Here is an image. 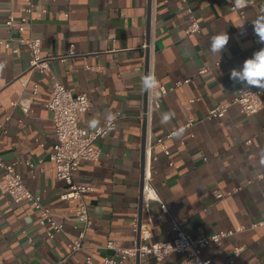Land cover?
I'll use <instances>...</instances> for the list:
<instances>
[{"label":"crops","instance_id":"obj_1","mask_svg":"<svg viewBox=\"0 0 264 264\" xmlns=\"http://www.w3.org/2000/svg\"><path fill=\"white\" fill-rule=\"evenodd\" d=\"M249 1L241 18L231 0H187L184 7L179 0H0V37L18 47L12 52L0 45V155L14 162L27 187L63 224L49 237L28 200L14 201L0 189V264H102L115 256L108 240L123 247L139 243L135 224H150L147 242L171 239L172 218L194 236L233 231L204 247L212 264H264V225L253 224L264 220V107L246 115L230 102L243 87L230 71L256 52L252 23L264 16V0ZM22 15L28 20L20 33ZM192 17L200 28L187 33ZM219 32L229 35L220 57L208 50ZM28 36L40 39L41 55L59 56L42 73L29 70L22 42ZM150 72L159 86L147 91L144 111L142 77ZM54 80L88 95L90 106L80 120L88 131L115 119L113 129L96 140L99 160H84L73 173L92 188L84 194L92 224L77 251L71 247L78 201L60 197L64 182L48 154L57 140L47 106ZM18 99H28L27 111L15 104ZM227 102L223 116H208ZM166 113L174 115L164 124ZM189 119L195 121L180 129ZM144 169L168 207L161 215L160 202L141 194ZM2 174L0 167V179ZM236 247L241 250L234 256ZM114 264L188 263L185 253L173 252L161 260L130 255Z\"/></svg>","mask_w":264,"mask_h":264},{"label":"built area","instance_id":"obj_2","mask_svg":"<svg viewBox=\"0 0 264 264\" xmlns=\"http://www.w3.org/2000/svg\"><path fill=\"white\" fill-rule=\"evenodd\" d=\"M179 1L183 3V7L187 2V0ZM252 2L253 1L249 0H231L230 8L243 18L244 7ZM186 9L190 11V8L186 7ZM26 11L27 13L32 11L31 4L26 7ZM13 20L14 16L11 14L8 15L5 21L6 25L8 27L12 26ZM27 20V15L20 16V23L17 26L18 32L21 33L25 29ZM199 28L200 25L198 20L192 17L186 28V32H196ZM252 39L255 51L264 47V44L258 42V37L256 35H254ZM22 42L24 43V49L28 52L30 57L29 70H37L42 73L49 69V63L52 59L59 57L57 55H41V43L38 37H22ZM0 45L5 48H10L12 52H18V47L12 46L10 38L8 37H0ZM37 90L38 85L35 83L32 86V93H36ZM51 94L52 96L47 106L52 112V121L57 140L53 144V149L49 151L48 154L52 161V170L55 176L64 182L60 197L62 199H75L78 201L75 209L76 223L74 224L77 234L72 241L71 247V251H77L84 246L87 229L92 224L91 215L84 199V194L91 191L92 188L90 185L76 182L73 173L82 161L99 160L101 148L96 144V140L105 136L113 129L115 119L109 118L103 125H99L94 130L88 131L80 125L81 117L90 106L88 95L84 92L73 94L69 88L57 80L53 81ZM262 94H264V91L257 88L245 89L244 87H237L230 102L237 103L242 113L250 115L264 107ZM15 104H19L24 111L28 110V99H18L15 101ZM227 105L228 102L213 106L209 110L208 116H223ZM194 121L195 119H189L180 129L190 126ZM0 127H3L2 123H0ZM178 130H174L171 133L178 132ZM164 152L170 159L169 150L165 149ZM26 163L32 165L30 161H26ZM169 163L172 164V161L169 160ZM0 167L3 169V174L0 179L1 191L8 193L14 201L28 200L37 211L38 223L47 227V234L49 237L62 231V222L51 213L50 209L41 201L40 196L34 194L27 187L20 173L15 170L14 162H6L0 155ZM142 195L146 201L155 199L160 202V215L168 211L166 203L152 185L151 175L148 169H144L143 172ZM216 195L221 197L223 193L217 191ZM253 224L255 226L264 225V220ZM134 228L140 234L139 243L132 247H123L112 239L108 240L106 242V247L113 250L115 256L105 257L102 264H114L116 258L125 259L130 255L161 260L173 252L185 253L188 264H212L211 259L203 255L204 247L211 242L219 243L222 238L233 233L232 230H220L210 234L194 236L186 232L177 219L172 218L171 229L174 235L171 239L147 242L152 237L150 224L144 223L140 226L135 224ZM240 250V247L234 248V256L238 255ZM87 260H89V257H87ZM54 264H59V262Z\"/></svg>","mask_w":264,"mask_h":264},{"label":"clouds","instance_id":"obj_3","mask_svg":"<svg viewBox=\"0 0 264 264\" xmlns=\"http://www.w3.org/2000/svg\"><path fill=\"white\" fill-rule=\"evenodd\" d=\"M252 24L254 33L258 37V42L264 44V16L258 17ZM228 42L229 35L226 32H219L211 37L208 50L211 54L219 55L220 57ZM230 79L241 84L245 89L255 87L264 91V47L254 52L251 58L246 59L242 67L231 69ZM142 86L146 91L158 88L159 82L155 74L150 72L142 77ZM173 115L172 113L164 114L161 123H168ZM179 134V132L173 133L176 136ZM261 163H264V158H262Z\"/></svg>","mask_w":264,"mask_h":264},{"label":"water","instance_id":"obj_4","mask_svg":"<svg viewBox=\"0 0 264 264\" xmlns=\"http://www.w3.org/2000/svg\"><path fill=\"white\" fill-rule=\"evenodd\" d=\"M146 44H148V41H147V43ZM145 52H146V72H147V62H148V47H146V49H145ZM146 101H147V91L145 90V100H144V111H146ZM145 125H146V114L144 115V118H143V134H145L144 132H145ZM142 172H143V170H142ZM142 177H143V175H142ZM142 184H143V179H142V183H141V188H140V190H141V194H142ZM136 257H138V259H139V256L138 255H136Z\"/></svg>","mask_w":264,"mask_h":264}]
</instances>
